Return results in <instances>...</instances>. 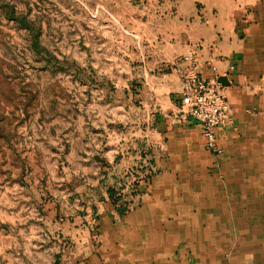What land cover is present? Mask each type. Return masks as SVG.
<instances>
[{"label": "rangeland", "instance_id": "374dc122", "mask_svg": "<svg viewBox=\"0 0 264 264\" xmlns=\"http://www.w3.org/2000/svg\"><path fill=\"white\" fill-rule=\"evenodd\" d=\"M233 1L0 0V264H264V113L232 109L227 151L184 149L185 185L138 192L154 90L191 52L219 64Z\"/></svg>", "mask_w": 264, "mask_h": 264}, {"label": "crops", "instance_id": "0c3cea01", "mask_svg": "<svg viewBox=\"0 0 264 264\" xmlns=\"http://www.w3.org/2000/svg\"><path fill=\"white\" fill-rule=\"evenodd\" d=\"M220 17V24H214V30L223 34L219 46L224 54L220 56L217 66H204L199 71L207 79L216 76L219 79L227 78L228 85H223V91L232 106L235 127L239 128L249 118V111L256 109L257 112L264 113V0L233 1V7L223 11ZM220 67L224 70L221 71ZM159 87L154 90L156 92L153 95L160 103H155L157 107L154 109L150 107L147 113L148 122L143 127L147 132L146 141L151 142L152 153L158 152L152 160L157 168L155 178L151 183L145 184L146 188H138L145 201H149V194L153 192L185 185V181L179 178L192 176L193 172L171 167V164L183 158L184 149L193 150L194 146L199 145V152L204 150L202 129L189 117V103L183 96V83L175 79L173 85ZM165 93L170 95L166 99L156 97ZM234 128L217 129L218 148L228 150L234 141ZM103 204L111 214L113 204Z\"/></svg>", "mask_w": 264, "mask_h": 264}, {"label": "built area", "instance_id": "2783aa9c", "mask_svg": "<svg viewBox=\"0 0 264 264\" xmlns=\"http://www.w3.org/2000/svg\"><path fill=\"white\" fill-rule=\"evenodd\" d=\"M185 69L176 68L183 81V96L189 103V116L201 127L209 151H215L217 129L231 122L232 108L218 76L207 79L198 68L195 53L183 60Z\"/></svg>", "mask_w": 264, "mask_h": 264}, {"label": "water", "instance_id": "95a60500", "mask_svg": "<svg viewBox=\"0 0 264 264\" xmlns=\"http://www.w3.org/2000/svg\"><path fill=\"white\" fill-rule=\"evenodd\" d=\"M219 82H220L222 85H225V86L228 85V80H227V78H225V77L220 78V79H219Z\"/></svg>", "mask_w": 264, "mask_h": 264}, {"label": "trees", "instance_id": "16d2710c", "mask_svg": "<svg viewBox=\"0 0 264 264\" xmlns=\"http://www.w3.org/2000/svg\"><path fill=\"white\" fill-rule=\"evenodd\" d=\"M110 194L113 195V191H110Z\"/></svg>", "mask_w": 264, "mask_h": 264}]
</instances>
